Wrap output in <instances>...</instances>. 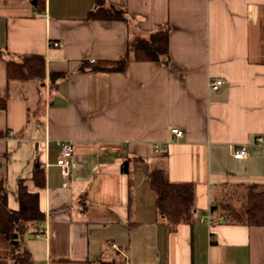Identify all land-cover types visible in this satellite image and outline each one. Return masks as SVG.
Wrapping results in <instances>:
<instances>
[{
  "label": "crops",
  "instance_id": "crops-1",
  "mask_svg": "<svg viewBox=\"0 0 264 264\" xmlns=\"http://www.w3.org/2000/svg\"><path fill=\"white\" fill-rule=\"evenodd\" d=\"M106 1L126 20L88 19L96 0H0V184L13 210L21 180L40 193L45 233L26 243L34 263L264 264V226L209 214L227 188L264 192V0ZM167 27L168 64L87 67ZM26 55L46 59L44 80L9 85L8 62ZM62 141L75 143L68 177ZM156 168L194 184L195 223L168 230L150 186ZM0 264H15L1 233Z\"/></svg>",
  "mask_w": 264,
  "mask_h": 264
},
{
  "label": "trees",
  "instance_id": "trees-1",
  "mask_svg": "<svg viewBox=\"0 0 264 264\" xmlns=\"http://www.w3.org/2000/svg\"><path fill=\"white\" fill-rule=\"evenodd\" d=\"M90 20L125 21V12L115 6H109L106 0H96L95 7L88 14ZM170 29L162 28L147 36L131 39L125 54L120 60H99L87 67L98 72H123L131 61L157 62L168 64L170 61ZM84 71V69H83ZM46 75V59L39 55L22 56L7 64V80L27 82L43 81ZM7 98H0V110L7 108ZM129 172L128 163L123 167ZM32 182L37 189L45 186V171L39 165L35 168ZM150 186L156 195V207L170 232L180 225L196 222V188L192 183H174L168 177L165 168H156L150 173ZM240 204L222 202L210 211L231 224L247 226H264V192H259L256 185L246 186ZM19 208L9 207V192L0 184V233L5 236L10 247L11 258L16 264H35L30 249L26 246L28 235H37L45 223L46 215L41 210L39 192L31 190L25 180L18 188ZM99 264H117L101 262Z\"/></svg>",
  "mask_w": 264,
  "mask_h": 264
},
{
  "label": "built area",
  "instance_id": "built-area-1",
  "mask_svg": "<svg viewBox=\"0 0 264 264\" xmlns=\"http://www.w3.org/2000/svg\"><path fill=\"white\" fill-rule=\"evenodd\" d=\"M59 43H56L55 46H59ZM225 85L224 80H217L214 82H211L209 84V87L211 91L216 92L219 91L223 86ZM172 134L175 135L178 138L183 137L184 133L179 129H173ZM263 140L260 139V142ZM59 160H58V166L62 169V173L65 177H68L70 175V166H71V160L75 153V143L73 141H62L59 143ZM249 154V148L248 146H241L239 148H236L234 152V157L238 160H244L248 157ZM209 214L211 215L210 211ZM209 215V219H210ZM45 233L44 227H41L40 231L37 233L36 237L41 238L43 234ZM114 248L117 249L116 245H113Z\"/></svg>",
  "mask_w": 264,
  "mask_h": 264
},
{
  "label": "rangeland",
  "instance_id": "rangeland-1",
  "mask_svg": "<svg viewBox=\"0 0 264 264\" xmlns=\"http://www.w3.org/2000/svg\"><path fill=\"white\" fill-rule=\"evenodd\" d=\"M226 193L223 196V201L225 203H234L237 206L240 204V201L238 199H241L242 195L245 193V189L241 188V187H231V188H227L226 190H224ZM243 198V197H242ZM18 206L14 209H17ZM25 241L27 243V245H31L30 243H32V241L34 242V239L31 238V235L26 236ZM30 247V246H29ZM36 264H39L38 260H35ZM16 264V262H15Z\"/></svg>",
  "mask_w": 264,
  "mask_h": 264
}]
</instances>
